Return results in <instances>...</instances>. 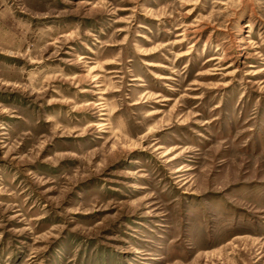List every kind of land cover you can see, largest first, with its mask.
<instances>
[{"label": "rangeland", "instance_id": "obj_1", "mask_svg": "<svg viewBox=\"0 0 264 264\" xmlns=\"http://www.w3.org/2000/svg\"><path fill=\"white\" fill-rule=\"evenodd\" d=\"M0 264H264V0H0Z\"/></svg>", "mask_w": 264, "mask_h": 264}]
</instances>
